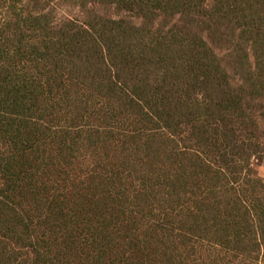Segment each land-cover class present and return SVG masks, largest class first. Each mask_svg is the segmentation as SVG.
Listing matches in <instances>:
<instances>
[{"label": "trees", "instance_id": "16d2710c", "mask_svg": "<svg viewBox=\"0 0 264 264\" xmlns=\"http://www.w3.org/2000/svg\"><path fill=\"white\" fill-rule=\"evenodd\" d=\"M264 0H0V264H264Z\"/></svg>", "mask_w": 264, "mask_h": 264}, {"label": "rangeland", "instance_id": "374dc122", "mask_svg": "<svg viewBox=\"0 0 264 264\" xmlns=\"http://www.w3.org/2000/svg\"><path fill=\"white\" fill-rule=\"evenodd\" d=\"M257 173L264 180V161L257 167Z\"/></svg>", "mask_w": 264, "mask_h": 264}]
</instances>
